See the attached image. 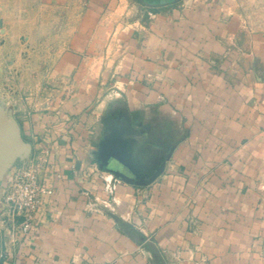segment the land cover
<instances>
[{
    "label": "crops",
    "instance_id": "crops-1",
    "mask_svg": "<svg viewBox=\"0 0 264 264\" xmlns=\"http://www.w3.org/2000/svg\"><path fill=\"white\" fill-rule=\"evenodd\" d=\"M0 101L53 189L0 264H264V0H0Z\"/></svg>",
    "mask_w": 264,
    "mask_h": 264
},
{
    "label": "built area",
    "instance_id": "built-area-1",
    "mask_svg": "<svg viewBox=\"0 0 264 264\" xmlns=\"http://www.w3.org/2000/svg\"><path fill=\"white\" fill-rule=\"evenodd\" d=\"M50 160L44 152L31 153L26 162L4 181L0 191V229L12 245L34 231V221L41 207V198L52 195L44 177Z\"/></svg>",
    "mask_w": 264,
    "mask_h": 264
},
{
    "label": "water",
    "instance_id": "water-1",
    "mask_svg": "<svg viewBox=\"0 0 264 264\" xmlns=\"http://www.w3.org/2000/svg\"><path fill=\"white\" fill-rule=\"evenodd\" d=\"M32 153V144L26 141L22 135L21 127L16 120L13 110L4 102H0V191L10 170L17 164L25 162ZM120 179L133 182L123 173L113 171ZM129 235L141 243L145 237L134 229L128 230ZM0 256H1V234H0ZM162 264L165 262L160 259Z\"/></svg>",
    "mask_w": 264,
    "mask_h": 264
},
{
    "label": "rangeland",
    "instance_id": "rangeland-1",
    "mask_svg": "<svg viewBox=\"0 0 264 264\" xmlns=\"http://www.w3.org/2000/svg\"><path fill=\"white\" fill-rule=\"evenodd\" d=\"M1 102V101H0ZM22 130V129H21ZM26 162V161H25ZM25 162H22V163H17L9 172L8 176L17 168L21 167ZM7 176V177H8ZM7 179V178H6Z\"/></svg>",
    "mask_w": 264,
    "mask_h": 264
}]
</instances>
